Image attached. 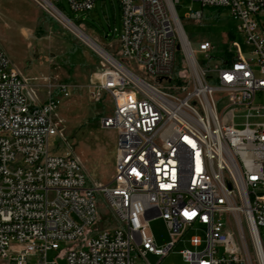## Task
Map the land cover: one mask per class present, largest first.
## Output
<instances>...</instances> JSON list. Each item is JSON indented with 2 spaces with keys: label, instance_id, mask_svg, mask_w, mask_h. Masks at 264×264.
I'll list each match as a JSON object with an SVG mask.
<instances>
[{
  "label": "built area",
  "instance_id": "1",
  "mask_svg": "<svg viewBox=\"0 0 264 264\" xmlns=\"http://www.w3.org/2000/svg\"><path fill=\"white\" fill-rule=\"evenodd\" d=\"M41 1L77 33L60 0ZM118 1L123 59L84 33L100 47L92 46L102 68L88 87L97 101L108 94L113 102L102 119L117 133L106 184H89L78 158L54 152L61 100L31 88L0 42V258L58 264L50 254L65 244V264H151L149 254L161 262L188 231L202 230L180 251L185 264H241L250 247L264 264V0H193L201 9L183 17L180 0ZM67 2L74 13L96 5ZM206 8L229 10L252 57L231 41L218 67L198 61H211L215 46L194 48L182 19H202ZM60 90L70 95L69 85ZM99 196L116 219L112 228H97L107 216ZM156 219L169 229L163 246L151 228Z\"/></svg>",
  "mask_w": 264,
  "mask_h": 264
},
{
  "label": "rangeland",
  "instance_id": "2",
  "mask_svg": "<svg viewBox=\"0 0 264 264\" xmlns=\"http://www.w3.org/2000/svg\"><path fill=\"white\" fill-rule=\"evenodd\" d=\"M59 6L76 22L79 28L75 29L77 33L68 29L41 0H0V42L8 50L13 63H19L16 67L25 72L31 88L38 85L41 92L45 90L42 95L51 90L52 95L61 100L53 113L61 123L60 136L50 141L54 152L78 158L89 184H106L111 181L114 172L117 133L114 129L103 128L102 119L112 113L113 102L108 94H103L97 101L88 87L102 68L101 57L96 51L100 49L92 43L95 50L85 39L84 33L123 59L117 41L121 28L119 1L96 0L95 8L87 13L72 12L67 0H60ZM191 9L200 10L201 4L193 0H180V17ZM182 24L194 48L201 41L214 44L211 61L203 60L201 54L197 55L204 66L216 68L221 61L225 62L227 57L224 53L231 41L238 42L237 53L252 57V45L246 43L238 30L239 21L226 8H206L202 19H182ZM92 31L96 35H107V43L102 44ZM183 56V52L178 51L177 61H182ZM35 70L38 73L28 74V71ZM68 84H74L75 88L66 97L60 86ZM44 98L42 96V100ZM261 101L262 97H259L257 102ZM99 206L101 213L107 216L102 215L97 228L117 225L102 196H99ZM151 228L158 245L169 242V229L163 219L153 220ZM260 232L264 239V227ZM195 233L204 236L202 230H190L161 262L160 257L153 254L148 255V260L151 264H185L180 251L189 247L187 240ZM66 248L67 245L61 244V251L51 253L50 258L58 256V264H65L63 255ZM244 257L241 264H259L252 247Z\"/></svg>",
  "mask_w": 264,
  "mask_h": 264
},
{
  "label": "crops",
  "instance_id": "3",
  "mask_svg": "<svg viewBox=\"0 0 264 264\" xmlns=\"http://www.w3.org/2000/svg\"><path fill=\"white\" fill-rule=\"evenodd\" d=\"M120 6V5H119ZM120 17H121V9H120ZM92 34H93V36L94 37H96V38H98V40H100L102 43H107V39H108V36L106 35V36H103V35H96L95 33H93V31H92ZM117 41H118V39H117ZM8 51V50H7ZM9 53V52H8ZM16 66H18L19 65V63L17 62V63H14ZM23 75H25V72H22V71H20ZM36 73H38L37 72V70H35V71H28V74H36ZM43 73H45V72H43ZM69 86H70V91L73 89V88H75V85L74 84H68ZM41 86H43V85H41ZM45 90H42V92H44ZM35 261V258H30L29 259V264H32L33 262ZM5 263V261L3 260V259H1L0 258V264H4Z\"/></svg>",
  "mask_w": 264,
  "mask_h": 264
},
{
  "label": "bare ground",
  "instance_id": "4",
  "mask_svg": "<svg viewBox=\"0 0 264 264\" xmlns=\"http://www.w3.org/2000/svg\"><path fill=\"white\" fill-rule=\"evenodd\" d=\"M44 1H45L47 4L50 5V3H49L47 0H44ZM79 33H80V32H79ZM80 34H82V33H80ZM97 48L100 49V47H98V46H97Z\"/></svg>",
  "mask_w": 264,
  "mask_h": 264
},
{
  "label": "trees",
  "instance_id": "5",
  "mask_svg": "<svg viewBox=\"0 0 264 264\" xmlns=\"http://www.w3.org/2000/svg\"><path fill=\"white\" fill-rule=\"evenodd\" d=\"M76 23V22H75Z\"/></svg>",
  "mask_w": 264,
  "mask_h": 264
}]
</instances>
